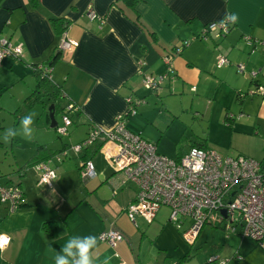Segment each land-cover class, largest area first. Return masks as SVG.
<instances>
[{
    "label": "crops",
    "instance_id": "obj_1",
    "mask_svg": "<svg viewBox=\"0 0 264 264\" xmlns=\"http://www.w3.org/2000/svg\"><path fill=\"white\" fill-rule=\"evenodd\" d=\"M90 5L105 19L104 23L88 16L87 8ZM136 11L146 28L136 23L133 9L121 0H40L36 7L29 0H0V38L15 45L22 43L24 49L22 59L6 57L1 61L0 82L6 84L7 88L16 85L13 83L14 86H9L6 82L4 73H8L13 81V78L18 79L17 83L21 84V93L25 98L31 93L36 84L31 65L49 63L61 38L54 30L50 17H63L70 23L68 36L77 44L71 51L63 50L59 53L52 64V78L62 86L69 99L79 104L80 114L74 115L73 121L85 124L87 132L89 122L105 128L113 127L117 115L128 111L126 99L130 95L142 96L138 87L144 75H167L163 83L169 79L168 88H171V93H177L184 92L185 85L198 91L201 85L214 80L210 79L209 73L214 69L222 70L220 79L233 85L238 93L245 96L251 91L249 94L263 95L261 108L264 109V94L258 90L259 87L264 90L260 80L261 74L264 76V44L250 45L247 42V37L264 41V0H140ZM233 15L237 17L236 20H232ZM226 18L234 21L227 35H212L205 39L196 37L206 32L210 23ZM187 41L190 43L183 48ZM166 55L171 57L170 64L164 59ZM220 55L229 58L230 67L225 68V65L220 64ZM238 63L246 65L243 72L245 75L231 71V67L237 68ZM21 71L34 79H25V75L21 78ZM252 85L255 88L250 89ZM245 89L248 92L243 93ZM261 113L264 114V111ZM130 125H127L130 130L142 136V133H146V128L137 132L135 129L138 126ZM203 142L209 147L206 140ZM39 144L55 150L68 145L64 143L61 148H52L45 143ZM190 148H182V154L178 156L177 152L174 158L181 157ZM98 154L108 163L101 149L92 158L93 161ZM239 155L264 162V158ZM68 166L65 165L63 173L70 168ZM108 176L104 172L100 173L101 184L107 182ZM57 179L58 174L51 186L38 184L37 179L35 189L29 195L24 190L22 204L15 211L0 201V233L10 237L9 244L0 248V264H55L53 257L69 239L88 235L97 237V246L91 253L94 264H183L190 260L191 254L186 259H182L184 255L179 257L175 263L166 260L168 257L165 259V256L155 262L147 254L143 258L140 254L135 257L136 246L128 232L134 234L131 223L136 225L137 218L143 217L137 215L132 220L128 206L136 197V187L133 195L130 189H125L126 185H121L116 193L113 189V196L118 195L115 199L105 195V198L96 197L94 202L92 197L95 195H90L91 191L87 190L86 194L78 191L75 196L63 190ZM120 190H123L122 193H119ZM125 192L131 195L127 197ZM107 203L113 204V208L108 209L116 212V217L99 211V207L105 208ZM155 220L146 221L153 223ZM167 220L173 224L170 213ZM47 222L52 224L46 225ZM168 226L164 225L160 231L158 247L170 252L179 245L185 250V243L182 242H188L182 236V231L177 227L178 232L174 231L171 225L165 234ZM112 228L121 230L126 236L116 247L100 238L101 233ZM171 233L174 237L167 238ZM236 234L240 236V230ZM198 237L188 244L194 245ZM139 247L141 250L142 245ZM253 250L257 252L254 258L251 255ZM241 255L242 259L230 258L229 264H264V250L261 248L254 247Z\"/></svg>",
    "mask_w": 264,
    "mask_h": 264
},
{
    "label": "rangeland",
    "instance_id": "obj_2",
    "mask_svg": "<svg viewBox=\"0 0 264 264\" xmlns=\"http://www.w3.org/2000/svg\"><path fill=\"white\" fill-rule=\"evenodd\" d=\"M224 65L225 68L230 67L229 64ZM236 66L237 68L232 66L233 70L231 71H237L236 74L245 75L239 70V63ZM221 71L214 69L212 73H209L210 79L214 80L201 85L198 91L193 88L191 90L192 86L190 85H185L183 87L184 92L171 93V88L167 86L169 79H166L161 85L162 87H158V91H151L139 82L138 92L142 95L139 97L143 98L144 102L139 106L137 115L129 116L127 125L138 126L135 129L137 132L146 128V133H142L146 140L155 143L160 153L172 158L175 157L177 152L179 153L178 148L182 147L184 150H188L194 142L206 140L209 147L222 152L224 155L238 156L244 154L263 159L264 114L261 113L262 110L264 111L261 108L263 95L248 93L244 96L241 92L238 95V90H235L233 85L220 79L222 78ZM25 73L24 71L20 72L21 78ZM4 76L6 82L10 84L9 86L13 83L18 86L16 88V85H13L15 88H7L6 84L0 82V168L1 172L7 175L2 176L1 182L3 185L9 180H12L13 183H21L23 190L29 195L35 189L34 184L38 179L37 172L34 168H30L27 173L22 175L23 173L19 172L18 169L33 156L36 145L45 143L48 147L61 148L64 143H68L67 147L70 148L71 145L86 138L87 126L81 121L74 120L69 127V133L61 135L55 128L49 126L47 112L43 107L38 105L31 110H26L25 106H22L25 96L21 93V84L17 83L18 79L13 78V81L11 77H8V73H4ZM25 79L31 80L34 78L28 74L25 75ZM260 80L264 85L263 74H261ZM252 88H255V85L250 87V89ZM246 91L248 92L246 89L242 92ZM19 107L23 109L21 119L32 112L37 114L31 125L33 129L32 138H24L21 131L16 137L5 140L3 137L8 128L21 127L22 120L17 124L18 116L15 115L16 112H21V109L18 110ZM50 107L52 105H49L48 109ZM226 115L229 117L231 115L235 117L234 115H236L232 125L226 119ZM55 117L62 125L61 113L57 112ZM94 162L98 176L88 179L81 177L79 168L81 169L83 166V160L74 152H71L62 161L53 158L49 161V164L59 175L57 181L60 180L62 189L66 192L73 193L76 196L78 191H84L86 194L89 190L91 191L89 192L90 195H95L92 197L94 202L97 199L96 197H117L118 195L113 196V189L116 193L121 185L124 186L120 183L122 172H116L115 168L113 167V169L108 165L101 154L96 155ZM66 164L70 168L63 173ZM101 172L106 173L107 176L109 174V178L104 184H101L102 180L99 177ZM125 187H127L125 189H130L133 195L135 194L134 185L127 184ZM122 191L120 190L119 193H122ZM125 193L127 197L131 195L130 192ZM105 205V208L99 207V211L106 212L105 214L108 216L113 215L116 217L117 213L108 209L113 208V204L107 203ZM170 212L171 208L165 205L161 208L157 219L153 223H148L141 217L137 218L136 225L131 223V230L134 234L128 232V236H131L133 244L136 246L135 257L140 254L143 258L147 254L155 259V262L158 258L161 259L165 256V259L168 257L166 260L175 263L179 257L185 255L188 251L191 258L183 264H201L202 261H204V264H208L209 257L215 254L231 261L230 258L237 260L242 256L241 254L244 255L254 247L261 248L252 237L229 233L223 226L217 227V223L210 222L203 226L194 245L182 242L185 243V250L177 245L176 250L166 252V250L158 247L162 227L169 225L164 231L165 234L171 225L174 231L178 232L177 226L167 220ZM192 222L193 220L189 219L186 225L190 226ZM172 237H174L173 233L167 236V238ZM141 245L142 249L140 250L139 246ZM157 255H160V257H156ZM251 255L252 258L256 257V250L251 251ZM234 260L232 262H236Z\"/></svg>",
    "mask_w": 264,
    "mask_h": 264
},
{
    "label": "built area",
    "instance_id": "obj_3",
    "mask_svg": "<svg viewBox=\"0 0 264 264\" xmlns=\"http://www.w3.org/2000/svg\"><path fill=\"white\" fill-rule=\"evenodd\" d=\"M87 14L91 19L98 18L101 23L103 17L90 5ZM232 21L226 18L215 21L207 26L205 38L209 35L222 37L231 30ZM250 45L264 44L247 37ZM187 41L184 45H188ZM76 41L65 31L59 42V48L72 50ZM6 57L20 60L24 57L23 44H13L9 40L0 38V63ZM170 64L171 57L164 58ZM221 65L230 64L228 57L220 55ZM239 70L245 71L246 65L240 64ZM51 73L52 68L48 70ZM256 74V73H254ZM167 75L154 77L144 75V85L151 91L161 87ZM262 94V87L258 88ZM144 102L138 98H127L129 114H136L139 106ZM71 108V107H70ZM127 112L117 115L115 124L105 128L93 122L86 139L78 144L64 148L54 158L62 161L71 152L79 154L84 146L94 142H102L101 151L107 158L109 165L116 171L122 172L121 184H131L137 188V194L129 206L128 214L132 220L137 215L148 222L157 217L158 212L165 205L171 208L170 220L182 231V236L188 243H193L206 223L214 222L223 226L229 233L236 234L239 230L242 236H250L256 240L264 250V162L243 155H223L213 148L194 146L178 158L160 153L155 143L146 140L140 133L127 128ZM62 125L56 130L61 135L69 133L71 118L64 114ZM51 161V160H50ZM38 176V184L51 186L57 178V173L48 162H42L33 167ZM83 178H94L97 169L92 159L83 162L80 170ZM0 201L8 205L11 211L17 210L23 201V192L16 184L2 185L0 183ZM226 211V216L223 214ZM193 222L187 226V221ZM187 226L186 228H183ZM100 238L116 247L125 239L124 233L116 228L101 233ZM10 237L0 233V248H5ZM240 259L243 256L239 257ZM212 264H228L229 260L215 254L210 257Z\"/></svg>",
    "mask_w": 264,
    "mask_h": 264
},
{
    "label": "trees",
    "instance_id": "obj_4",
    "mask_svg": "<svg viewBox=\"0 0 264 264\" xmlns=\"http://www.w3.org/2000/svg\"><path fill=\"white\" fill-rule=\"evenodd\" d=\"M121 1L127 7L133 9L135 16H136V18H135L136 23L139 26H141L142 28H146L145 23L141 20L140 15L136 11V6L140 2V0H121ZM29 2L33 7H36L40 4V0H29ZM50 21L53 25L54 30L61 36L65 31L68 30V28L70 26L69 21L63 17H50ZM233 24L234 23L231 24V27H233ZM196 37L199 39H205L206 34L200 33ZM209 37H212V35H209ZM186 46L187 45H185L184 47H186ZM62 51H63V49H60L59 44H58L57 48L54 49V53L52 54V56L48 60L49 63L40 62V63H35V64L31 65L33 75H35V77H36V84H35L34 88L32 89L31 93L24 99L23 105H22V106H25L26 110H31L38 105L43 107L44 110L47 112L48 122L50 124H51L50 115L52 112H54L55 116H56L57 112L61 113L62 117L64 116V114L68 115L72 120V124L74 122L73 121L74 115L76 116V115L80 114L79 104L76 102H73L71 99H69V97L65 94L62 86L58 85L53 80L52 72L47 73V72H49L48 70H50V68H52V64L57 60L59 53ZM167 56H170V55H166L165 57H167ZM39 66H41V67L39 68ZM141 82H142V85L145 87L144 82H143V78H142ZM253 82H254V79H253ZM258 86H257V88H258ZM249 92H251V91H249ZM130 97H132L133 100L140 98L138 95H130L129 98ZM141 99H143V98H141ZM49 105H53L52 111H50V109H48ZM20 109H21V112L20 113L16 112V114H15L16 116H18L17 124H19L20 121L22 120L21 118L23 115V109H22V107H19L18 110H20ZM138 112H139V110L137 111L136 114H131V115H137ZM127 116L128 117L130 116L129 112H127ZM233 118L234 117L232 115L230 117L228 115L226 116V119L229 120L230 124L232 123ZM127 120H128V118H127ZM58 125H59V123H58ZM92 125H93V122H89L88 132L91 129ZM57 126L55 127V129L57 128ZM88 132H87V135H88ZM84 140H82L81 142H83ZM81 142H79V143H81ZM206 145L207 144L205 142L198 141V142H194V144L191 147L198 146V147L207 148ZM67 146L68 145L66 144L65 146H63V148L55 150V149H51V148L46 149L44 145L37 144L35 154H33V156L22 167H20L18 169V171L22 172L23 173L22 175H24L25 173H27L28 169L33 168L37 164L42 163V162H48L51 159H53L57 154L62 152V150L64 148H67ZM101 147H102V142H94L93 144H91L89 146H84L83 149L80 151V153L76 154V155L81 160H83V162H85L89 159H92L95 156V154H97L99 152ZM178 150H179V153H178V156H179L180 153L182 154L183 149L181 147V148H178ZM0 174H1L0 175V183L3 185V183L1 182V178L4 174L1 172V168H0ZM4 176H7V175H4ZM6 183H8L9 185H12V184L16 185L17 184L23 192V199H24L25 194H24V190H23L21 183H15V182L13 183L12 180L5 182L4 185H6ZM48 223L52 224V222H47L46 225H48ZM217 227H221V225L217 224ZM240 235L242 236V232H240ZM189 256H190V253L189 254L186 253L182 257V259H186ZM210 257L208 260V264H212ZM229 263H230V260H229L228 264Z\"/></svg>",
    "mask_w": 264,
    "mask_h": 264
},
{
    "label": "clouds",
    "instance_id": "obj_5",
    "mask_svg": "<svg viewBox=\"0 0 264 264\" xmlns=\"http://www.w3.org/2000/svg\"><path fill=\"white\" fill-rule=\"evenodd\" d=\"M231 18L232 20H236L237 17L233 15ZM36 115L35 112L26 115L21 121V127L8 128L3 138L5 140L14 138L22 131L24 138L31 139L33 134L31 125L33 124ZM96 246L97 237L94 235H88L85 237L74 236L69 239L62 247V250L53 257L54 262L55 264H94V259L91 253Z\"/></svg>",
    "mask_w": 264,
    "mask_h": 264
},
{
    "label": "water",
    "instance_id": "obj_6",
    "mask_svg": "<svg viewBox=\"0 0 264 264\" xmlns=\"http://www.w3.org/2000/svg\"><path fill=\"white\" fill-rule=\"evenodd\" d=\"M52 109H53V105H52V107H50V111H52ZM50 117H51V125H50V127L51 128H55L58 125V121H57V119H56V117L54 115V112L51 113ZM222 212H223L224 216H226V211L223 210Z\"/></svg>",
    "mask_w": 264,
    "mask_h": 264
}]
</instances>
